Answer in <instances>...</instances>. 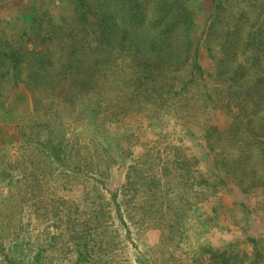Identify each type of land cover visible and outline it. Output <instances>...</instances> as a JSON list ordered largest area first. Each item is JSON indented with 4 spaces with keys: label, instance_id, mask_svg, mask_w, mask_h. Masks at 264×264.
<instances>
[{
    "label": "rangeland",
    "instance_id": "374dc122",
    "mask_svg": "<svg viewBox=\"0 0 264 264\" xmlns=\"http://www.w3.org/2000/svg\"><path fill=\"white\" fill-rule=\"evenodd\" d=\"M183 1L193 12L194 39H203L213 0ZM65 6V0H0V30L18 46L40 15L34 28L47 37V17L56 20ZM208 55L200 48L209 76L189 91L198 94L206 85L213 96L209 125L222 128L229 117L213 107L219 84ZM22 76L0 89V264H196L194 255L209 264L210 250L230 245L245 250L247 261L248 238L262 239L257 250L264 252L260 198L219 168V151L203 139L205 114L181 120L153 106L144 105L145 113L122 109L120 82L100 81L96 100L107 104L92 114L86 99L71 105L61 89L47 96V88ZM103 93L108 99L101 100ZM28 127L42 133L39 141L60 142L59 157L41 150L37 139L25 140ZM201 178L216 187L207 189Z\"/></svg>",
    "mask_w": 264,
    "mask_h": 264
},
{
    "label": "trees",
    "instance_id": "16d2710c",
    "mask_svg": "<svg viewBox=\"0 0 264 264\" xmlns=\"http://www.w3.org/2000/svg\"><path fill=\"white\" fill-rule=\"evenodd\" d=\"M65 1L67 6L56 20L47 17L48 26L43 28L47 37L34 28V22L43 21L40 15L22 33L18 46L0 30L2 92L5 83L25 79L22 75L27 73V80L47 88V96L61 89L69 104L86 99L84 109L96 114L100 105L107 104V100L100 105L96 100L101 96L97 83L112 87L120 82L122 109L145 113L144 105L153 106V110H172V115L177 112L181 120L205 114L203 139L211 152L219 151V168L242 192L259 197L256 202L264 211V23L257 14L261 0H213L204 38L196 40L193 12L183 0ZM199 47L211 53L210 76L219 84L214 90L220 97L212 104L229 117L222 128L209 125V97L212 101L213 96L206 85L198 94L189 91L209 76V62L205 70L198 60ZM125 62L128 70L121 68ZM173 70L179 73L174 78L168 74ZM102 97L108 99V95ZM34 128L21 133L25 140L42 134L32 132ZM36 141L41 150L48 147L59 157L60 142ZM200 182L207 189L217 184L203 178ZM261 241L248 238L250 260H245V250L230 245L221 251L210 250L209 264L264 261V252L257 250Z\"/></svg>",
    "mask_w": 264,
    "mask_h": 264
}]
</instances>
